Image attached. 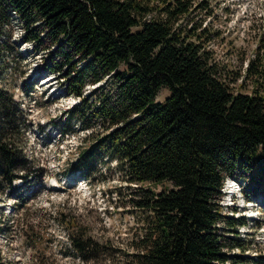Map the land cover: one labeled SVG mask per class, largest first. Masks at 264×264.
<instances>
[{
  "label": "trees",
  "instance_id": "obj_1",
  "mask_svg": "<svg viewBox=\"0 0 264 264\" xmlns=\"http://www.w3.org/2000/svg\"><path fill=\"white\" fill-rule=\"evenodd\" d=\"M207 11L206 0H0V56L16 15L22 40L49 51L45 72L80 99L66 123L103 129L78 155L76 171L103 152L128 183L163 186L140 188L138 206L152 217L125 264L248 263L247 241L238 237L247 222L224 215L220 202L227 178L249 174L264 189V64L248 65L252 93L234 92L207 50ZM87 86H97L91 103ZM162 89L170 94L157 102ZM20 114L0 89V193L7 195L18 180L29 191L37 182L15 141L25 133ZM71 243L86 250L80 238Z\"/></svg>",
  "mask_w": 264,
  "mask_h": 264
},
{
  "label": "rangeland",
  "instance_id": "obj_2",
  "mask_svg": "<svg viewBox=\"0 0 264 264\" xmlns=\"http://www.w3.org/2000/svg\"><path fill=\"white\" fill-rule=\"evenodd\" d=\"M206 1L211 15L205 26L213 33L207 50L219 76L234 92L250 94L256 84L254 77L246 76L248 65L253 61L264 64V0ZM23 35L21 22L14 15L2 37L0 89L20 106L25 133L15 141L24 148L29 171L37 182L29 191L20 189L27 185L18 180L12 193H0V227H5L0 233V261L125 264L136 253L152 217L138 206L140 188L160 192L163 186L128 183L119 162L103 152L95 155L85 173L76 171L78 155L103 136V129L97 124L88 128L76 121L66 123L67 111L80 99L66 95L63 80L42 68L49 51L35 50L22 40ZM48 78L52 79L49 83ZM96 87L84 90L90 103L96 98L92 95ZM112 89L109 79L105 90ZM169 94L168 89H162L157 102ZM239 180L245 186L244 199L222 196L220 205L224 215L245 218L247 225L238 230V237L247 241V264H255L264 259V189L250 180L249 174ZM246 200L253 206L245 207ZM72 238L86 243V250L74 248Z\"/></svg>",
  "mask_w": 264,
  "mask_h": 264
},
{
  "label": "clouds",
  "instance_id": "obj_3",
  "mask_svg": "<svg viewBox=\"0 0 264 264\" xmlns=\"http://www.w3.org/2000/svg\"><path fill=\"white\" fill-rule=\"evenodd\" d=\"M229 180V179H228Z\"/></svg>",
  "mask_w": 264,
  "mask_h": 264
}]
</instances>
